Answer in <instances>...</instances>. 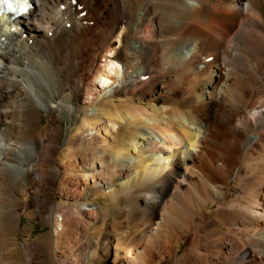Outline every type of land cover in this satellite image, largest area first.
<instances>
[{"label": "bare ground", "instance_id": "bare-ground-1", "mask_svg": "<svg viewBox=\"0 0 264 264\" xmlns=\"http://www.w3.org/2000/svg\"><path fill=\"white\" fill-rule=\"evenodd\" d=\"M236 260L264 264V0L0 17V264Z\"/></svg>", "mask_w": 264, "mask_h": 264}, {"label": "rangeland", "instance_id": "rangeland-1", "mask_svg": "<svg viewBox=\"0 0 264 264\" xmlns=\"http://www.w3.org/2000/svg\"><path fill=\"white\" fill-rule=\"evenodd\" d=\"M95 49V48H94ZM43 122H47L45 119H44V121ZM68 123V119H67V117L66 116H64V117H62L59 121H53L52 122V124L53 125H56V126H58V127H61V126H63V125H65V124H67ZM61 141V139H59V142ZM65 152V151H64ZM62 156H66V153H62ZM83 192L85 193V189L83 190ZM103 199V198H102ZM102 203H103V201H102ZM59 218V217H58ZM112 217H110V219H111ZM27 223H30L31 225H33L32 226V230H30V238H34V237H36L37 235H39V234H41V233H43L44 231H46V230H49L50 229V227L49 226H47V225H43L41 222H39L38 220H37V217L36 216H34V217H32V218H27V217H21V219H20V222H19V226H20V228H22L23 227V225L24 224H27ZM25 237H27V234H19L18 235V240L20 241V240H22L23 238H25ZM240 261L239 260H236V261H234L233 262V264H238ZM240 264V263H239Z\"/></svg>", "mask_w": 264, "mask_h": 264}, {"label": "snow or ice", "instance_id": "snow-or-ice-1", "mask_svg": "<svg viewBox=\"0 0 264 264\" xmlns=\"http://www.w3.org/2000/svg\"><path fill=\"white\" fill-rule=\"evenodd\" d=\"M23 3H27V0H22ZM7 5L9 8H11L10 0H0V11L3 10V7Z\"/></svg>", "mask_w": 264, "mask_h": 264}]
</instances>
